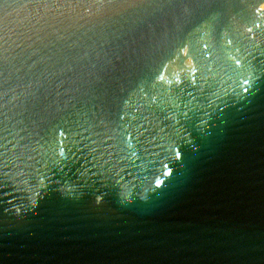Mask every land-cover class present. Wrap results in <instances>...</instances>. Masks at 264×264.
<instances>
[{
  "label": "water",
  "instance_id": "1",
  "mask_svg": "<svg viewBox=\"0 0 264 264\" xmlns=\"http://www.w3.org/2000/svg\"><path fill=\"white\" fill-rule=\"evenodd\" d=\"M0 264H264V0H0Z\"/></svg>",
  "mask_w": 264,
  "mask_h": 264
}]
</instances>
